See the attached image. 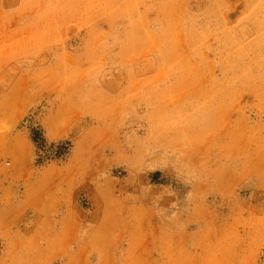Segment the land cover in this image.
I'll use <instances>...</instances> for the list:
<instances>
[{
  "label": "rangeland",
  "instance_id": "1",
  "mask_svg": "<svg viewBox=\"0 0 264 264\" xmlns=\"http://www.w3.org/2000/svg\"><path fill=\"white\" fill-rule=\"evenodd\" d=\"M244 227H264V0H0V264H264L229 242Z\"/></svg>",
  "mask_w": 264,
  "mask_h": 264
},
{
  "label": "crops",
  "instance_id": "2",
  "mask_svg": "<svg viewBox=\"0 0 264 264\" xmlns=\"http://www.w3.org/2000/svg\"><path fill=\"white\" fill-rule=\"evenodd\" d=\"M7 96V94L5 95ZM49 137H54L55 133H53L52 131H48L47 132ZM63 200H61L59 197H55V214L59 211H62L63 213H60V217L55 221V227H75L74 222L71 219V216L73 214L72 208L70 207V205L68 203L63 204L62 202ZM68 202V201H67ZM64 205V206H62ZM35 208L38 211H41L43 213L46 214H51L52 212L44 207L43 205H37L35 206ZM62 208V210H61ZM98 228L99 231V235H100V244L103 247H109V248H114V246H117L120 244L121 239L124 238L123 236V231L121 229L116 228L113 233L112 230L109 229V227H96ZM130 228V227H129ZM129 228H127L125 231L128 234V231H130V235H132L131 240L128 241V243L130 244L129 246V252H128V256H137L139 257V251H133V249L135 248H139L143 245H139L137 237L139 235H142L141 233L143 231H141V227H131V229L129 230ZM95 229V227H94ZM202 230H199V238L200 236L202 237L203 235V230L205 229V227H201ZM244 234H243V238H241L238 234L239 232L236 231V229L234 228L233 233H236L237 236H234L233 238H229V242L233 243L234 246V251L236 250V246H238L239 244H245L250 246V248H255L257 246H264V227H244L243 229ZM109 232V233H108ZM174 234V232H170V235L172 236ZM175 235V234H174ZM129 236V234H128ZM127 236V237H128ZM70 234H68V238L69 239ZM140 237V236H139ZM238 237L240 239H238ZM136 239V240H135ZM173 244L176 245L175 247H179L181 250L184 248V242L176 239V240H172ZM239 242V244H238ZM150 243V241H149ZM169 245V249H171L172 245L171 243H168ZM66 245V243L64 244ZM183 247V248H182ZM233 251V252H234ZM171 252V251H170ZM234 254H236L234 252ZM177 255L172 256V255H166V257L168 258L169 261L165 262V264H173L172 261H174V264H182L183 261L181 258L178 259V256L176 258ZM135 258V257H134ZM235 258H237V256H235ZM139 259H133L132 260V264H152V261L148 260L146 261H141L138 262ZM137 261V262H136ZM264 262V260H263ZM114 262H110L108 260H104L103 255H100L99 257V261L97 264H113ZM131 264V263H130ZM263 264V263H262Z\"/></svg>",
  "mask_w": 264,
  "mask_h": 264
},
{
  "label": "trees",
  "instance_id": "3",
  "mask_svg": "<svg viewBox=\"0 0 264 264\" xmlns=\"http://www.w3.org/2000/svg\"><path fill=\"white\" fill-rule=\"evenodd\" d=\"M30 140L33 144L37 145L40 143H44L45 139L43 138L41 133H37L36 131H31L30 132ZM69 147V143L65 142V143H58L57 145H55V158H59L62 157V155H64ZM41 162L37 161L36 162V166H40Z\"/></svg>",
  "mask_w": 264,
  "mask_h": 264
}]
</instances>
